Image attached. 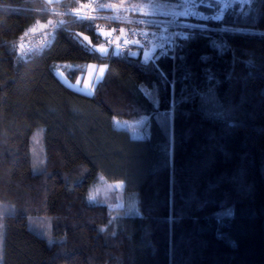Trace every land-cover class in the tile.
I'll use <instances>...</instances> for the list:
<instances>
[{
  "label": "trees",
  "instance_id": "1",
  "mask_svg": "<svg viewBox=\"0 0 264 264\" xmlns=\"http://www.w3.org/2000/svg\"><path fill=\"white\" fill-rule=\"evenodd\" d=\"M89 1L0 0V202L15 209L1 264H264V0L221 16L197 0L175 49L147 62L142 46L104 55L83 42L102 41L74 13ZM51 17L62 18L51 43L25 55L20 39ZM67 62L107 64L92 95L56 76ZM114 117L142 119L138 135ZM102 181L121 182L136 212L90 202Z\"/></svg>",
  "mask_w": 264,
  "mask_h": 264
},
{
  "label": "rangeland",
  "instance_id": "2",
  "mask_svg": "<svg viewBox=\"0 0 264 264\" xmlns=\"http://www.w3.org/2000/svg\"><path fill=\"white\" fill-rule=\"evenodd\" d=\"M58 1L61 0H52L51 3ZM215 1L222 3L221 0ZM238 1L246 2L248 0ZM195 2L196 0H90L87 3H80L79 7L75 10L74 13L77 16H81L80 18H83L87 10L89 8H92L93 14H96L97 16L101 15L103 17L106 16L109 18H137L142 21H153V19H155L160 20L159 22L162 23L164 21H177L178 19H182L188 16L190 12H195L192 8ZM83 5H87V7H82ZM113 5H115V7H113ZM100 9L105 10L106 12L103 11L102 13L97 14V10ZM61 21V17H51L46 22H36L31 31H39L40 33L37 34L44 33L47 35L55 28H57ZM96 32L102 38V41L98 45H93L91 44L89 39L85 40L83 38V42H85V44L88 45L91 50H96L100 54L104 55L121 54L118 47H112L106 43L107 35L103 34L107 33L105 29L97 27ZM50 43L51 41H46L41 49L47 47ZM101 47L106 49L104 53H101L99 51ZM141 52V60L147 62L151 58H153L157 51L152 47L142 46ZM89 65H92V67H89ZM107 67L108 66L105 63L79 64L67 62L56 64L53 70L56 76L71 89L82 92L86 95H92L95 85L105 76ZM78 70L81 71V74L75 76L73 72ZM145 92L150 98L155 100V96L152 92H149L148 90H146ZM142 121V119L130 120L114 117L113 125L117 128L130 127L138 135V129L140 128ZM43 133V127L39 126L34 129L33 133L30 136V154L32 168L35 173L40 172L43 169L45 163ZM122 186L123 185L121 182L109 183L102 181L100 182V184L98 183L89 191L88 200L92 203L102 202L107 204L113 215L134 214L136 212V198L134 195L123 197L121 193ZM89 197L92 198L89 199ZM14 210L15 209L13 205L0 202V264L2 258L3 242V216L5 214H12ZM34 222L32 221L29 224V228L31 230H34V225H37ZM46 229H48L49 234H45V238H47L48 242L51 243L52 239L50 237V226L46 225ZM46 229L44 231H46ZM38 234L44 236L40 233Z\"/></svg>",
  "mask_w": 264,
  "mask_h": 264
},
{
  "label": "built area",
  "instance_id": "3",
  "mask_svg": "<svg viewBox=\"0 0 264 264\" xmlns=\"http://www.w3.org/2000/svg\"><path fill=\"white\" fill-rule=\"evenodd\" d=\"M217 16L224 14L226 8L235 3L236 0H221ZM97 15L93 14L92 8H89L82 20L87 22H95L97 27L106 30V43L112 47H118L122 54L131 50L134 46L133 41L139 46H149L159 52L166 50H174L177 40L181 37L182 32L179 29L181 25L176 21H142L129 20L128 23L97 21ZM90 18V19H89ZM123 29V35H121ZM53 31L49 34L26 35L20 39L19 46L25 54L36 52L41 45L52 38ZM119 38V39H117Z\"/></svg>",
  "mask_w": 264,
  "mask_h": 264
},
{
  "label": "snow or ice",
  "instance_id": "4",
  "mask_svg": "<svg viewBox=\"0 0 264 264\" xmlns=\"http://www.w3.org/2000/svg\"><path fill=\"white\" fill-rule=\"evenodd\" d=\"M47 2H49V3H51L52 2V0H47ZM82 7H87V5H83ZM113 7H115V5H113ZM79 18V17H78ZM90 19V18H89ZM104 35H110V33H103ZM121 35H123V29H121ZM84 39L85 40H88L89 38L87 37V36H85L84 37ZM117 39H119V38H117ZM133 43H135V41H133ZM99 51L101 52V53H104L105 51H106V49H104L103 47H101L100 49H99ZM89 67H92V65H89ZM92 197H89V199H91Z\"/></svg>",
  "mask_w": 264,
  "mask_h": 264
},
{
  "label": "crops",
  "instance_id": "5",
  "mask_svg": "<svg viewBox=\"0 0 264 264\" xmlns=\"http://www.w3.org/2000/svg\"><path fill=\"white\" fill-rule=\"evenodd\" d=\"M197 1V0H196ZM218 2V1H217ZM79 17H81V16H79ZM121 19H125V20H132V19H134V20H139V19H137V18H121ZM153 21H156L155 19H153ZM153 21H151V22H153ZM35 25V24H34ZM33 27V26H32ZM32 29V28H31ZM31 29H30V34H37V33H40L39 31L37 32H32L31 31ZM42 31V30H41ZM43 32V31H42ZM24 37H26V35L24 36ZM23 38V37H22ZM135 45H138L137 43H134V46ZM43 45H41L40 47H39V49H41V47H42ZM139 46V45H138ZM136 51V49H131L130 50V53L131 52H135ZM141 57H142V52H141Z\"/></svg>",
  "mask_w": 264,
  "mask_h": 264
},
{
  "label": "water",
  "instance_id": "6",
  "mask_svg": "<svg viewBox=\"0 0 264 264\" xmlns=\"http://www.w3.org/2000/svg\"><path fill=\"white\" fill-rule=\"evenodd\" d=\"M134 57H136V56H134Z\"/></svg>",
  "mask_w": 264,
  "mask_h": 264
}]
</instances>
